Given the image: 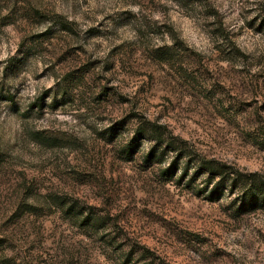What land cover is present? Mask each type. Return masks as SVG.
<instances>
[{"label": "rangeland", "instance_id": "rangeland-1", "mask_svg": "<svg viewBox=\"0 0 264 264\" xmlns=\"http://www.w3.org/2000/svg\"><path fill=\"white\" fill-rule=\"evenodd\" d=\"M251 175L264 0H0V264H264Z\"/></svg>", "mask_w": 264, "mask_h": 264}, {"label": "trees", "instance_id": "trees-1", "mask_svg": "<svg viewBox=\"0 0 264 264\" xmlns=\"http://www.w3.org/2000/svg\"><path fill=\"white\" fill-rule=\"evenodd\" d=\"M197 171H206L209 174V179L215 181L209 191L208 200L210 201L222 198L227 190L229 192L237 190L239 174L231 167L203 160L199 162ZM251 177L255 179V182L254 186L245 188L244 195L246 196L242 199V206L244 207L248 205L255 207L264 204V187L260 185L261 181L256 175H251Z\"/></svg>", "mask_w": 264, "mask_h": 264}]
</instances>
